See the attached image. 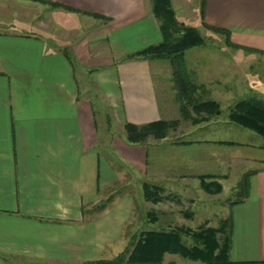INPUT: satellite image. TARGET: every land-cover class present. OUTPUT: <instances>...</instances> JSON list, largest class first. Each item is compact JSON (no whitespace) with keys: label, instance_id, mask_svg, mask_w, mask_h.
I'll list each match as a JSON object with an SVG mask.
<instances>
[{"label":"crops","instance_id":"obj_1","mask_svg":"<svg viewBox=\"0 0 264 264\" xmlns=\"http://www.w3.org/2000/svg\"><path fill=\"white\" fill-rule=\"evenodd\" d=\"M170 3L177 23H196L198 32L227 35L247 50L245 73L264 60V0H199L198 12L187 0ZM95 37L100 46L90 43ZM161 40L152 0H0V264H86L124 237L133 198L118 193L95 207L116 184L130 185L123 165L148 167L147 147L129 144L124 126L166 118L156 81L162 68L159 60L125 58ZM238 61L229 65L235 86L243 81ZM215 62L225 65L222 57ZM256 72L244 80L264 101V74ZM207 145L219 163L221 146ZM229 148L232 166H262L248 171L244 201L229 206V249L220 264H264V148ZM168 165L150 167L151 174L172 179ZM170 256L162 264H202L165 261Z\"/></svg>","mask_w":264,"mask_h":264},{"label":"rangeland","instance_id":"obj_2","mask_svg":"<svg viewBox=\"0 0 264 264\" xmlns=\"http://www.w3.org/2000/svg\"><path fill=\"white\" fill-rule=\"evenodd\" d=\"M187 1L191 2L192 7L198 12L199 0ZM178 11L176 10V14ZM186 15L187 12L185 11V17ZM102 21L106 22V20ZM179 21L183 22L184 26L196 28V23L186 24L185 20L182 19ZM94 24L96 29L101 26L97 22ZM197 29L204 40V44L184 53V65L191 70L196 84L204 86L196 94L197 98L215 101L219 106L220 114L208 117L206 121H201L205 115H196L190 106L187 107L185 114L181 113L182 106L176 99L170 63L166 60H159L155 63L158 66L161 65L162 68V76L156 81L159 85L160 102L166 107V118L160 121L167 122L169 126L165 130V137L160 139L149 137L144 142L148 152L146 164L149 168L133 172L125 165L121 167L126 174L132 173L133 177L126 180V182L131 183H129L130 185L125 183V185L119 186L116 184L111 190L117 192V195L119 192H127L133 198V216L130 224L125 228L124 237L112 242L111 247H106L102 256L93 258L91 262L110 261L115 258L112 255L121 248L125 238L127 241H125L121 251L127 246L131 250L141 233L149 231L168 232L173 228H184L193 232H197L201 227L219 228L222 222L228 219L230 203L242 197L239 186L243 178L257 164L262 166L258 161H256L257 164L243 162L232 166L236 161L229 160L231 153L229 147L231 146L217 142L230 141L264 148V137L231 123L227 118L230 110L237 102L252 97L260 99V96L255 95L254 90L247 88L248 83L244 78L255 76L256 71L264 74V60L252 61L250 63L251 69L245 73L244 61L247 54L242 51L247 52V50H242L231 44L227 35L206 31L200 26ZM100 39L101 37H95L90 43L100 46L101 43L98 41ZM218 57H222L225 65H217L215 60ZM237 57L239 61L235 71L238 79L241 75L243 76V81L238 82L235 86L229 78V65ZM218 77H221L222 80L218 83L219 85L213 81L217 80ZM111 129H113L112 124ZM116 135L122 136L120 133ZM205 144L217 146L215 148L221 146L222 158H220L219 163L217 152L216 159L212 158L214 147H207L209 145L205 146ZM114 156L112 155V157ZM186 161L193 164L185 167ZM166 163L169 164V167H173L170 168V172H173L172 179L166 180L160 174L155 176L151 174V170L154 173L156 169L150 167L162 168ZM198 173L200 174L197 175ZM163 175L165 174L163 173ZM204 175L213 177L201 182L199 177ZM167 176H170V173ZM225 177H227L226 181H224ZM144 184L161 188L162 192L159 196L162 197V200L157 203L145 200ZM225 230L228 231V228ZM216 237L222 243L223 236L217 234ZM181 239L185 246L193 244L189 237L182 236ZM165 261L179 263L185 262V259L179 255L171 254Z\"/></svg>","mask_w":264,"mask_h":264},{"label":"trees","instance_id":"obj_3","mask_svg":"<svg viewBox=\"0 0 264 264\" xmlns=\"http://www.w3.org/2000/svg\"><path fill=\"white\" fill-rule=\"evenodd\" d=\"M52 6L59 7L56 4ZM152 13L159 21V29L162 36L161 42L126 56L125 60L168 61L172 69V81L176 90V99L182 106L181 113L185 114L187 107L190 106L196 115H205L201 121H206L208 117L213 115H219V106L215 101L197 98L196 94L204 86L196 84L191 71L187 69L183 61V55L187 50L204 44L201 35L196 29L185 27L176 22L170 0H152ZM92 16L99 20H109L98 15ZM213 30L226 33L223 30ZM227 118L231 123L264 137V101L257 100L254 97L239 101L230 110ZM168 126L169 124L164 121H156L143 126L126 123L124 126L126 141L129 144L144 145V142L149 137L156 139L165 137V130ZM217 143L229 146L236 145V143L230 141ZM212 177L204 175L199 178L203 182L205 179H211ZM143 189L145 200L152 203L162 200V197L159 196L162 192L161 188L144 184ZM239 189H241L242 197L231 202V206L244 201V195L248 191V175L243 178ZM116 194L117 192L111 190L107 199L96 206L95 210L104 209ZM229 224L230 219L228 218L222 222L219 228L201 227L197 232L184 228H173L168 232L149 231L141 233L131 250L127 246L122 253L110 261L99 260L87 262L86 264H162L163 256L167 253L179 255L185 261L200 262L202 264L224 263L227 261L230 242ZM225 228H228V231ZM217 234L223 236L222 243L218 241ZM182 236L189 237L193 244L185 246L182 243Z\"/></svg>","mask_w":264,"mask_h":264}]
</instances>
